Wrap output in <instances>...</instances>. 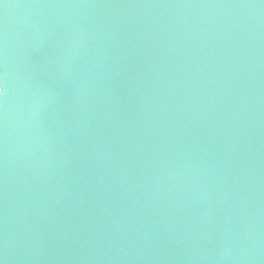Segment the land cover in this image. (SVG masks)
<instances>
[{
    "label": "water",
    "instance_id": "water-1",
    "mask_svg": "<svg viewBox=\"0 0 264 264\" xmlns=\"http://www.w3.org/2000/svg\"><path fill=\"white\" fill-rule=\"evenodd\" d=\"M2 264H264V0H0Z\"/></svg>",
    "mask_w": 264,
    "mask_h": 264
},
{
    "label": "snow or ice",
    "instance_id": "snow-or-ice-1",
    "mask_svg": "<svg viewBox=\"0 0 264 264\" xmlns=\"http://www.w3.org/2000/svg\"><path fill=\"white\" fill-rule=\"evenodd\" d=\"M0 91H2V89H0ZM0 264H2V261H0Z\"/></svg>",
    "mask_w": 264,
    "mask_h": 264
}]
</instances>
